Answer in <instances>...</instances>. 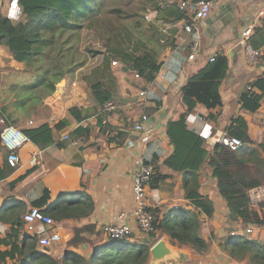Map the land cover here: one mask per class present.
I'll return each mask as SVG.
<instances>
[{"label":"crops","instance_id":"obj_1","mask_svg":"<svg viewBox=\"0 0 264 264\" xmlns=\"http://www.w3.org/2000/svg\"><path fill=\"white\" fill-rule=\"evenodd\" d=\"M261 1L213 0L208 17L215 13V19L221 22L228 8L231 19H227V24L220 29L208 17L209 21L204 18L197 23L200 29V49L191 60L188 54L194 34L184 32L178 21L164 19L154 11L160 37L163 36L160 29L169 25V41L160 47L161 66L151 82L136 76L133 71L136 78L134 84L137 85L134 87L122 75L131 69L117 61L121 66L119 72L112 68L118 83L113 99L116 109L112 111L97 106L89 88L85 92L89 94L87 99L76 97L78 88L72 87V99L65 100L68 94L63 88L66 78L56 85L53 94L42 100L35 111L26 115L17 109L14 116L17 115L18 120L8 125L22 130L24 126L47 121L53 127V140L42 147L29 139L25 140L17 149L19 162L14 167L6 163L9 150L0 142V235L9 230L16 218L21 219L33 206V200L47 190L49 197L44 207L69 205L64 208V213H69L67 216L53 219V229L60 234L61 240L49 248L53 254L61 253L67 239L73 236L75 227L93 224L98 230L115 213L132 208V176L139 160L149 161L154 158L156 164L161 165L175 147L188 143L197 133L205 136L208 148L216 141H227V125L231 115L243 116L247 133L252 139L250 147L264 156V149L259 145H264V106L251 111L241 108L239 101L246 86L264 76V16L259 14ZM249 23L256 25L249 44L258 51V56L251 62L244 47L238 43L241 30ZM217 53L227 56L228 71L219 86L222 104L207 110L193 96L181 95L180 88L208 62L209 57ZM21 67L22 63L0 46V106L10 101L4 100L3 94L7 84L20 74ZM161 73L165 74V78L160 77ZM75 83L73 81L70 85L75 86ZM140 90L145 92L144 98L138 96ZM253 90L260 91L258 87H253ZM72 105L89 115L77 121L68 113ZM209 111L213 117L204 116ZM141 114L148 116L147 130L135 132L132 125ZM62 120H66L64 125L61 124ZM59 123L60 126H57ZM78 126H82L80 135L76 133ZM246 152L247 149L242 151L244 156H248ZM33 155L36 157L35 163L30 160ZM162 171L169 175L157 187L147 186L146 202L149 207L159 209L160 214L175 207L197 212L193 202L184 196L182 174L164 166ZM191 179L198 184V192L213 202L211 217L207 218L203 212H199V218L203 220L201 233L211 239L210 249L205 256H201L187 245L171 243L167 235L162 234L159 238L173 245L174 253L158 264H181L184 262L183 252L189 253L194 262L199 257L205 258L203 264H250L247 259H232L223 247V238L231 232L245 233V228L251 226L252 231L246 234L262 241L264 225L243 226L239 219H229V209L218 191L217 180L206 165ZM77 201H81L79 207L75 205ZM130 224L133 238L147 237L134 221ZM34 227L36 234L47 229L46 225L38 222ZM21 231L24 232V221ZM5 248L4 245L0 246V249ZM77 250L88 255L90 247L87 243H81Z\"/></svg>","mask_w":264,"mask_h":264},{"label":"trees","instance_id":"obj_2","mask_svg":"<svg viewBox=\"0 0 264 264\" xmlns=\"http://www.w3.org/2000/svg\"><path fill=\"white\" fill-rule=\"evenodd\" d=\"M9 1L18 5L20 16L14 19L10 14L0 12V46L21 62L22 67L20 74L7 84L3 94L4 100L10 101L0 106V142L2 129L18 120L17 115L14 116L17 109L26 115L35 111L42 100L55 90L57 82L83 65L84 58L77 56L72 43V36L82 27L96 29L105 46V50H94V54H100L101 59L82 75L95 104L101 108L106 100L114 99L118 89L117 78L111 68L112 60L121 62L146 82L154 80L161 66L160 47L169 41V37L161 41L162 37L154 31L147 36L144 33L135 36L124 22L135 12L126 13L112 4L111 13H102L111 0ZM181 1L141 0L140 9H151L170 21L190 19L188 10L180 7ZM227 71V56L215 54L213 60H208L181 86V95L193 96L207 110L221 105L219 86ZM248 85L264 92V76ZM257 95L253 89H244L239 97L241 108L255 111L259 107ZM68 113L77 121L89 115L75 105L68 108ZM204 116L213 117L210 111ZM65 123L66 120L61 121V124ZM81 127L76 128L77 135L81 134ZM21 129L39 147L53 140V127L47 121ZM227 133L241 140L240 152L230 149L226 140L216 141L208 148L205 136L197 133L188 143L175 147L161 165L156 164L154 158L144 160L153 170L149 187H157L169 175L162 171V166L179 172L183 177L184 196L198 209L197 212H190L183 207H175L160 214L159 209L149 207L154 215V229L147 234L150 238L148 242L144 237L135 239L131 235L106 238L93 224H86L75 227L62 252L53 254L49 247L38 246L36 233L21 231L23 219L16 218L9 230L0 235V246H6L0 249V264H147L149 248L162 234L167 235L171 243L187 245L193 252L205 256L211 239L201 233L203 220L199 218V212L209 218L214 206L210 198L198 192V184L191 179L204 165L217 180L218 191L229 209V219H239L243 226L264 225V199L252 202L249 195L251 188L264 185V156L250 147L252 139L242 115L229 117ZM259 145L264 149L263 144ZM245 149L248 156L242 153ZM48 197V191L44 190L33 200V206L53 219L69 214L64 213L68 204L44 207ZM80 202H75V205L79 207ZM246 233L227 234L223 238L224 249L235 261L247 259L250 264H264V240L258 241ZM81 243L90 247L88 255L77 250Z\"/></svg>","mask_w":264,"mask_h":264},{"label":"built area","instance_id":"obj_3","mask_svg":"<svg viewBox=\"0 0 264 264\" xmlns=\"http://www.w3.org/2000/svg\"><path fill=\"white\" fill-rule=\"evenodd\" d=\"M213 5V0H182L180 2V7L188 10V13L191 15L190 19L187 20H177L180 28L184 32L193 33L194 39L190 45V53L188 54V59H194L197 55L198 50L200 49V29L198 28L197 23L207 16H209ZM260 16H264V0L261 1L259 7ZM256 29L255 24H247L240 32L238 37V43H240L247 54L249 62L253 61V59L258 56V51L252 48L249 44V38L253 34ZM162 40L170 37L169 33V25H164L161 29ZM214 55L209 57V60H213ZM112 64H116L117 60H112ZM135 75L138 74L135 72ZM161 78H165V74L161 73ZM247 89H253L250 85L246 86ZM256 102L259 106H264V93L260 91L257 92ZM138 96L140 98L145 97V92L140 90L138 92ZM264 108V107H263ZM116 109V104L112 99L106 100L103 103L102 110L112 111ZM147 121L148 116L146 114H141L137 120L133 122V130L135 132L145 131L147 130ZM28 137L23 133L19 128L8 125L1 132V142L4 146L8 148V153L6 156V162L8 165L14 167L19 162V155L17 152L18 147L27 140ZM132 141V140H130ZM227 142L229 148L235 150L241 143V140L236 136L227 137ZM31 162H36V157L33 155L31 157ZM152 167L150 164H146L144 160H139L137 168L132 176V198H133V206L129 210H120L115 213L109 220L104 222L99 229L103 233L106 238H122L125 236H129L132 233V227L130 222L134 221L136 226L139 228L141 232H143L146 236L152 231L154 215L149 209V205L146 202V190L149 185V180L152 174ZM249 195L252 202H258L264 199V185H259L253 187L249 190ZM24 221V232L33 234L36 233L34 224L36 222L46 225L47 229L42 231H38L37 233V244L40 247H49L53 243L61 240L60 234L53 229L54 220L51 216L41 211V209L37 206L30 207L22 216ZM247 233L252 231V227L248 226L245 228ZM232 234L234 232H231Z\"/></svg>","mask_w":264,"mask_h":264},{"label":"rangeland","instance_id":"obj_4","mask_svg":"<svg viewBox=\"0 0 264 264\" xmlns=\"http://www.w3.org/2000/svg\"><path fill=\"white\" fill-rule=\"evenodd\" d=\"M112 4L117 7H121L126 11V13L135 12V15L128 16L126 17L127 19H124V22H126L127 26L132 29L135 36L140 35L141 33H144L147 36L152 31H154L156 34L157 25L155 22V12L151 9L141 10V0H111L106 4L107 10L103 11L102 13H111L109 10L111 7H113ZM0 6L2 13H8L14 19H17L20 16V8L17 7L18 5H16L15 2H10L9 0H0ZM72 43L76 48V53H78L77 56L81 55V57L84 58V63L81 67L77 68L74 73L63 77L66 78L65 87L63 88L65 89V93L68 92V94L65 96V100L72 99L71 97L73 94L70 91V88L72 87L78 88L76 97L87 99L89 94L85 92H87L88 87L84 83L82 75L88 73L92 66L100 61L101 55L94 54V50H105L104 42L101 39V36L98 35L96 29L82 27L78 33L72 36ZM204 62H207V58L204 59ZM120 66V63L118 62L116 64H111V68H113L115 72H119ZM122 75L130 83V85L132 84L134 87H137V85L134 84L136 82V78L134 77L133 71L127 70V72L123 73ZM73 81H76L75 86L70 85L73 83ZM59 82H57V84ZM53 92L51 94H53ZM81 92L83 97L81 96ZM51 94L47 95L46 97L50 96ZM45 98L43 100H45ZM237 151L240 152V148ZM183 255H185L182 258L184 259V262L179 261L181 264H203V261H206L204 260L205 258L200 259L199 257L194 262L193 257L190 256L189 253L183 252Z\"/></svg>","mask_w":264,"mask_h":264},{"label":"water","instance_id":"obj_5","mask_svg":"<svg viewBox=\"0 0 264 264\" xmlns=\"http://www.w3.org/2000/svg\"><path fill=\"white\" fill-rule=\"evenodd\" d=\"M216 14H211L210 17H208L210 20H214L217 26L222 28L225 24H227V19H231V13L230 10L227 8L224 12V16L221 17V22L217 21L215 19ZM206 17V19L209 21V19ZM150 238L147 236L145 238V241L148 242ZM174 253V247L173 245L169 244L166 239L159 238L149 248V257L147 264H158L161 260H166V258L170 257Z\"/></svg>","mask_w":264,"mask_h":264}]
</instances>
